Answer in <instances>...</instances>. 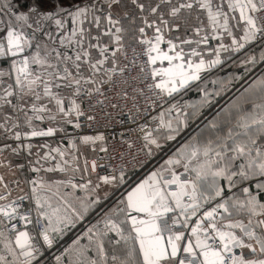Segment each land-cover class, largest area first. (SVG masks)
Instances as JSON below:
<instances>
[{
	"label": "snow or ice",
	"instance_id": "snow-or-ice-1",
	"mask_svg": "<svg viewBox=\"0 0 264 264\" xmlns=\"http://www.w3.org/2000/svg\"><path fill=\"white\" fill-rule=\"evenodd\" d=\"M130 3L138 15L124 11L126 26L114 14L123 0H0V264H42L108 199L101 184L125 183L124 166L91 179L104 165L83 149L107 152L106 137L76 130L96 122L94 97L115 108L107 93L127 101L129 89L131 118L156 112L153 126L135 129L133 160L176 141L189 121L203 117L207 127L102 209L55 264H264V75L204 111L243 79H210L213 70L231 62L246 76L264 62V0ZM132 44L141 50L129 57ZM193 86L197 102L176 100Z\"/></svg>",
	"mask_w": 264,
	"mask_h": 264
},
{
	"label": "built area",
	"instance_id": "built-area-1",
	"mask_svg": "<svg viewBox=\"0 0 264 264\" xmlns=\"http://www.w3.org/2000/svg\"><path fill=\"white\" fill-rule=\"evenodd\" d=\"M132 47H137V50L140 51V47L136 46L135 44L130 45L126 50L128 53V56L131 57L132 55ZM123 60V57H121ZM5 64L7 62L5 61ZM105 89H107V85L105 86ZM108 96L112 97L111 103L117 104V107L113 108L111 107V104L109 100L104 101V107H101L99 105V97H94L91 101L93 105H96L94 110L96 115V122L94 123L93 127L87 128L84 127L81 130H76L79 134H95L96 132H103L106 141L105 144L108 148L107 152H94V155L89 160L96 158L97 163L100 165H104V167L97 168L95 175H106V174H112L113 168L116 169V174L119 173V170L122 166L126 168V173L129 171H134L136 177L139 173L143 172L147 168H154L159 160L161 159V155L163 151H156L154 149L153 155L151 157H148L144 154V152H140L137 156L136 160L132 159V156L135 155L141 145L140 136L142 135L139 132H136L135 129L138 127V125L148 122L150 126L152 125L150 116L155 115V111H151L150 113H144L140 116H136L135 119L130 117V111L132 113L136 112V109L132 107L131 102V89H129V98L127 101L125 100H117L115 98V92L107 93ZM86 111H89L87 109V105L84 106ZM140 107H143V101L140 102ZM215 109V104L212 108H209L205 111V115H209L213 112ZM111 114L110 116L107 114ZM86 118L82 117L81 121H84ZM203 117L199 119L200 124L202 122ZM196 123V125H198ZM68 131L71 133L73 132L72 126H68ZM123 133V135H121ZM33 140H41V138H34ZM54 140L59 141L60 136H57ZM132 142L133 147L131 149L128 148L127 142ZM64 146H67V140L64 141ZM99 147V144L97 145ZM123 156V159H120V157ZM98 157H104V159H98ZM141 162H146L141 166ZM133 177V178H134ZM126 185L128 184L125 183ZM122 186V188L119 189L121 192L122 189L126 186ZM45 226V221L41 220L39 227L43 228ZM168 224H164V228L167 229ZM58 243L51 249H47L44 252V256L42 258L48 261L50 264H55L53 257L51 256L53 250L57 247Z\"/></svg>",
	"mask_w": 264,
	"mask_h": 264
},
{
	"label": "crops",
	"instance_id": "crops-1",
	"mask_svg": "<svg viewBox=\"0 0 264 264\" xmlns=\"http://www.w3.org/2000/svg\"><path fill=\"white\" fill-rule=\"evenodd\" d=\"M162 47H165L164 45H162ZM229 72H235L237 74H239L240 76L243 74L244 75V69L243 68H239V67H235L233 68L231 66V62H229V64L225 67V69L223 71H220L219 69L217 70H213V73L211 74V77L208 78H216V76H226L228 75ZM235 82H234V86L231 87L228 91L224 92L221 96L219 97H215V103L219 102V104H221V106L230 103L231 100H233L235 98L236 95H238L242 90L243 87H246L247 84L241 86V87H236L235 86ZM212 85L209 84V88L211 89ZM200 99V93L197 91L196 87L193 86L190 90H188L186 93L182 92L179 95L176 96V100H179L181 103L184 102H192L195 103ZM220 106V107H221ZM209 109V108H208ZM205 109L204 111L208 110ZM197 120V119H196ZM196 120H192L189 121V127L185 128L181 134L177 137L176 141H168L167 143L164 144V146L160 149L161 151H163L162 155H161V159L159 160L158 164L154 167V168H150V169H146L143 172L139 173L136 177H134L135 172L134 171H129L126 173V177H125V183L128 182V184L126 185L125 183V187L122 189V191L120 192L119 189L122 188V186H124V184H121L119 186H117V197L115 199V201L117 200V198L121 197L122 194H125L126 189H129L130 186H132L134 184V182H137L139 179L144 178L151 170H154L155 168L159 167L161 164H163L164 160L167 159V157L171 154V151L174 150L176 147H178L181 143L187 141L188 139H190L192 136L197 135L199 132H201L203 129H205L207 127L205 122H201L200 124L196 125L194 124V122ZM163 143V141H162ZM90 149V148H88ZM85 150V148H84ZM91 150V149H90ZM160 150H156V151H160ZM92 151V150H91ZM93 156V155H92ZM88 157L89 159L92 158ZM99 175H95L91 173V179L96 182L97 178ZM134 177V178H133ZM56 178H60L63 179L65 178L63 174H57ZM76 182H83L80 181L79 179V175L76 176ZM102 187H105L103 184H101V189L99 190V194H101L102 196V192L105 193L106 190H102ZM68 191H72L71 189H67ZM75 194L77 196H84L86 195V193L83 190H79L77 189L75 191ZM103 205H100V207ZM89 217L86 216L84 220H87V218Z\"/></svg>",
	"mask_w": 264,
	"mask_h": 264
},
{
	"label": "rangeland",
	"instance_id": "rangeland-1",
	"mask_svg": "<svg viewBox=\"0 0 264 264\" xmlns=\"http://www.w3.org/2000/svg\"><path fill=\"white\" fill-rule=\"evenodd\" d=\"M65 2H67V0H65ZM125 7L121 8V7H115L114 8V14H119L122 17V23L125 24L126 26L129 23L128 18L123 17V12L124 11H128L130 14H136L138 15V11L135 9V7L130 3V0H123ZM28 3H31V0H28ZM45 7H48L49 5H44ZM26 7V5H25ZM23 10V9H22ZM137 23H139V21H137ZM6 66L5 61L4 62H0V67ZM264 75V62H260L257 63L255 66L251 67L250 70L248 71L246 76H243V74L241 75L243 77L242 80L239 81H235V86L241 87L245 84L250 83L252 80L258 78L259 76ZM222 104V103H221ZM221 104H219V102L215 103V109L213 110V112H215L216 110L219 109V107L221 106ZM212 112V113H213ZM199 123V119H197L194 124L196 126V123ZM202 122H204V120H202ZM197 123V124H198ZM33 143H41L42 140H33ZM57 140H49V143H51L53 146H55V144L57 143ZM67 147V146H65ZM84 153L88 156L91 157L92 155H94V152L91 151L88 148H85V150L83 149ZM150 169V168H147ZM105 187H102V190H106L107 193H109L108 199L107 200H102L100 205H103L100 207V205L92 210L88 215L89 217L87 218V220H83L80 221L77 226L75 228H73L71 231H69L58 243L57 247L55 248V250H53L51 256L53 257L54 263H55V256L59 255L60 252L63 250L64 247H66L68 244L71 243V241L73 239H75V237L80 234L83 230H85L90 223H95L96 219L99 218V213L101 212L102 209L107 208L108 206L112 205L113 202L115 201L116 197H117V186H108V185H104ZM101 195V194H100ZM104 195V193L102 192V196ZM115 238V234L112 233L110 234ZM82 243H87V240L84 239L82 240ZM42 264H50L48 261H46L45 259L42 260Z\"/></svg>",
	"mask_w": 264,
	"mask_h": 264
}]
</instances>
